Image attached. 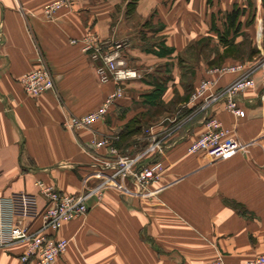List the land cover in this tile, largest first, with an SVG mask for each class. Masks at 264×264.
<instances>
[{"label": "crops", "instance_id": "crops-1", "mask_svg": "<svg viewBox=\"0 0 264 264\" xmlns=\"http://www.w3.org/2000/svg\"><path fill=\"white\" fill-rule=\"evenodd\" d=\"M54 1L0 0V198L29 193L42 207L39 181L72 195L93 187L97 181L92 174L108 151L95 149L92 140L120 135L136 116L155 110L143 104V97L166 67L165 107L188 108L190 95L210 77L204 66L214 59L205 64L203 57L194 62L183 55L199 44L204 50V40L220 51L243 45L247 37L260 50L254 61L264 59V6L259 9V0H139L134 12L128 11L130 0H69L67 8L48 19L44 7ZM236 6L244 11L242 25L236 37L230 31L226 46L219 32ZM88 34L105 41L128 40L125 61L142 77L127 84L125 97L93 131L72 132L64 121L96 111L116 87L102 83L97 64L80 44L71 43ZM159 39L176 50L173 56L145 52L147 43ZM40 55L51 66L56 91L33 98L21 79L37 67ZM234 59L226 65H241ZM252 65H242L243 71ZM243 71L217 77V88ZM254 77L255 89L238 97L244 118L229 113L224 102L211 110L244 145L242 151L212 166L203 155L189 154V146L205 131V117H197L166 141L157 158L164 166L162 179L146 198L107 189L101 198L89 200L86 216L63 225L57 237L67 239L69 246L54 264H208L218 255L230 264H243L264 254V67ZM177 110L164 113L171 118ZM153 125L165 133L163 125ZM143 139L131 145L124 139L114 146L122 154L134 153L145 146L147 135ZM25 250V243L0 248V264H22Z\"/></svg>", "mask_w": 264, "mask_h": 264}, {"label": "built area", "instance_id": "built-area-1", "mask_svg": "<svg viewBox=\"0 0 264 264\" xmlns=\"http://www.w3.org/2000/svg\"><path fill=\"white\" fill-rule=\"evenodd\" d=\"M68 6L69 0L49 3L44 7L45 16L53 19L61 9ZM71 43L80 44L82 52L97 64L96 73L102 83L113 82L116 85L115 90L96 111L82 116L71 115L63 123L64 128L72 132L93 131L95 125L104 122L111 108L125 97L127 84L140 79L142 75L127 66L124 52L130 46L128 40L105 41L88 34L82 39L72 40ZM36 66L21 79L25 93L33 98L56 91L51 66L44 55L38 57ZM240 71H243L242 65L224 66L210 71V77H205L200 82L186 105L191 108V112L182 118L177 115L166 118L161 124L166 128L165 133L156 132L154 125L147 129L145 146L134 153L122 154L114 146L120 139L117 135L93 139L92 145L95 149L106 148L108 151V155L95 167L92 178L97 182L93 187L72 195L62 192L54 185L39 181L36 185L45 202L42 207L38 197L29 193H14L0 198V248L6 249L25 243L26 250L20 257L22 264H54L69 246L67 239L57 237L63 225L86 216L90 210L89 200L94 196L101 198L107 189L129 191L139 200L146 198L150 187L159 184L162 179L164 166L157 158L161 155L166 141L201 115L205 117V131L189 146V154L203 155L207 166H212L242 151L244 145L211 114L215 105L224 102L229 113L240 118L245 117V111L238 104V97L255 89L256 70L243 71L239 78L222 88H217L216 79ZM208 264L230 263L223 255H218ZM243 264H264V254Z\"/></svg>", "mask_w": 264, "mask_h": 264}, {"label": "trees", "instance_id": "trees-1", "mask_svg": "<svg viewBox=\"0 0 264 264\" xmlns=\"http://www.w3.org/2000/svg\"><path fill=\"white\" fill-rule=\"evenodd\" d=\"M138 1L139 0H130L129 1V3H128V11L129 12H134L136 4ZM243 12L244 11L242 8L236 6L232 10V12L228 13L224 17L223 23H222L223 30L219 32V36H220L221 41L223 43H226V46H228L227 44H229L227 39H228V36H230V31L234 32L235 37L239 33V31H240L239 29L242 25L241 16H242ZM253 20H254V17L252 15V17L249 19V21L253 22ZM156 30L159 31L160 27L157 26ZM263 36H264V30H263ZM204 43L207 44V39L204 40ZM145 52H147L149 54L156 55L160 58H165V57L167 58V57L173 56L175 54L176 50L174 48L168 47L164 40L159 39L155 43H147V45L145 47ZM221 60H222L221 57L216 59V60H213L209 63V66L214 67ZM166 69H168V67H166ZM166 69H165V73H164L163 77L154 78L151 82H149V84L152 85L153 90L151 92L145 94L143 97V104L146 106H149L151 108H154L155 113H157V114L161 110L165 109L163 97L168 90V83L170 80V76H167L168 71H166ZM118 102L111 108L110 112L108 113V116H110L113 108H115L117 106ZM190 112H191V108L188 107L186 109H181L179 111L177 110L175 113L178 117L182 118L183 116L189 114ZM146 113L147 112L139 114L134 119H132L130 122H128L127 125H125V127L122 128V130H120L121 142L124 139L132 138L134 135L141 133L142 128L144 127L143 125L145 124L144 120H143L144 119L143 116L146 115ZM117 147H120L118 143H117Z\"/></svg>", "mask_w": 264, "mask_h": 264}, {"label": "rangeland", "instance_id": "rangeland-1", "mask_svg": "<svg viewBox=\"0 0 264 264\" xmlns=\"http://www.w3.org/2000/svg\"><path fill=\"white\" fill-rule=\"evenodd\" d=\"M258 3L257 4L259 6V9L261 7L263 8L264 0H259ZM260 42L264 43V36L263 35L260 38ZM252 43H251V40L246 37V38H244L243 45L236 46V47L233 46L232 48L222 49L220 51H218V50L216 51V50L212 49L206 43H205V49L202 50L204 45L199 44V47L193 48L190 51H188L187 53L185 52L183 56L184 57H188L189 59L192 58L194 62H199L201 60V58L203 57L205 64H206L207 61H210L211 58L216 60V59L221 57L222 60L216 66L213 67V66H209L207 64L204 66V68H205L207 73H209L210 71H213L214 69H217V68H221V67H224V66H230V65H226V62L230 58L231 59L235 58L234 60H238L240 62L238 64H241V65H246V63L252 62L254 64V65H252V69H255L256 70L255 73H257V71H259L260 69H262L264 67V59H262L261 61H257V62H256V60L254 61L253 58L257 56V54L260 52V50L257 48V46H252ZM247 58H249L251 61L248 60ZM158 69H161V67L158 68ZM125 92H126V87H125ZM178 96H179L178 94L175 95V99H177V101L181 100ZM164 108L165 109H163L160 112H158V114L155 113V110L151 109L149 112L146 113V115L143 116V118H144L143 120H144L145 124L143 125L144 127L142 128L141 133H139L140 141L141 140L143 141L145 139V138L143 139V136L147 135V133H148L147 129L152 127L151 125H153L155 123L162 124L163 121L166 118H169L164 113L165 110H173V111H169V113H168L169 116H170V113H172L175 110H177V109H175L176 108L175 104H172V105L166 106V107L164 105ZM173 114L175 115V113H173ZM173 114H171V115H173ZM117 136L120 138L119 141H118V142H120L121 141V137H120V135H117ZM139 139L137 140L136 138L132 137L131 139H127L128 142L126 141V143H128L129 145H131L133 143L136 144V142H138ZM92 175H94V173Z\"/></svg>", "mask_w": 264, "mask_h": 264}]
</instances>
